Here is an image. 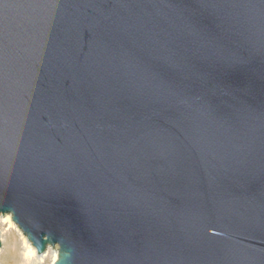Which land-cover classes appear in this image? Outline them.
Returning <instances> with one entry per match:
<instances>
[{"label":"water","instance_id":"water-1","mask_svg":"<svg viewBox=\"0 0 264 264\" xmlns=\"http://www.w3.org/2000/svg\"><path fill=\"white\" fill-rule=\"evenodd\" d=\"M6 214L53 264H264V0H0Z\"/></svg>","mask_w":264,"mask_h":264},{"label":"bare ground","instance_id":"bare-ground-1","mask_svg":"<svg viewBox=\"0 0 264 264\" xmlns=\"http://www.w3.org/2000/svg\"><path fill=\"white\" fill-rule=\"evenodd\" d=\"M2 223L9 224L10 226L15 227L20 233L25 246L24 253L13 254V257L11 258L12 260L8 258L9 260H7L6 264H40L49 255H51L52 257V263H54V261L57 259L59 248L58 245L48 246L47 250L44 253L39 254L37 248L33 245V243L14 223L11 214L0 215V225Z\"/></svg>","mask_w":264,"mask_h":264},{"label":"rangeland","instance_id":"rangeland-1","mask_svg":"<svg viewBox=\"0 0 264 264\" xmlns=\"http://www.w3.org/2000/svg\"><path fill=\"white\" fill-rule=\"evenodd\" d=\"M2 246L0 248V264H6L8 258L12 260L13 254H22L25 246L20 233L15 227L2 223L0 225ZM40 264H53L51 255L47 256Z\"/></svg>","mask_w":264,"mask_h":264}]
</instances>
